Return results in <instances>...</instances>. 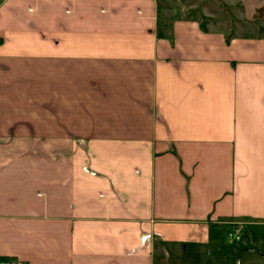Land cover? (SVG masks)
I'll return each mask as SVG.
<instances>
[{
  "label": "crops",
  "instance_id": "1",
  "mask_svg": "<svg viewBox=\"0 0 264 264\" xmlns=\"http://www.w3.org/2000/svg\"><path fill=\"white\" fill-rule=\"evenodd\" d=\"M234 257L264 264V35L158 0H1L0 262Z\"/></svg>",
  "mask_w": 264,
  "mask_h": 264
},
{
  "label": "rangeland",
  "instance_id": "2",
  "mask_svg": "<svg viewBox=\"0 0 264 264\" xmlns=\"http://www.w3.org/2000/svg\"><path fill=\"white\" fill-rule=\"evenodd\" d=\"M158 1L160 6L174 17H190L200 21L207 18V27L210 25L212 28L226 31L230 35H264V5L249 12L248 19L246 17L248 11L240 0ZM248 248L258 250L257 245H250ZM236 258L233 259L234 264Z\"/></svg>",
  "mask_w": 264,
  "mask_h": 264
},
{
  "label": "built area",
  "instance_id": "3",
  "mask_svg": "<svg viewBox=\"0 0 264 264\" xmlns=\"http://www.w3.org/2000/svg\"><path fill=\"white\" fill-rule=\"evenodd\" d=\"M234 225H236V227L234 228V231L229 233L231 238L237 237L241 229L240 222L234 223ZM0 264H27V263L20 259L9 258V259L3 260L2 262H0Z\"/></svg>",
  "mask_w": 264,
  "mask_h": 264
},
{
  "label": "trees",
  "instance_id": "4",
  "mask_svg": "<svg viewBox=\"0 0 264 264\" xmlns=\"http://www.w3.org/2000/svg\"><path fill=\"white\" fill-rule=\"evenodd\" d=\"M206 22H207V18L202 19V21H201V23H202V25H203L204 28H207Z\"/></svg>",
  "mask_w": 264,
  "mask_h": 264
}]
</instances>
